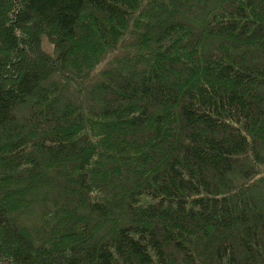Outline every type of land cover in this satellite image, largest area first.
<instances>
[{
    "label": "trees",
    "instance_id": "16d2710c",
    "mask_svg": "<svg viewBox=\"0 0 264 264\" xmlns=\"http://www.w3.org/2000/svg\"><path fill=\"white\" fill-rule=\"evenodd\" d=\"M0 264H264V0H0Z\"/></svg>",
    "mask_w": 264,
    "mask_h": 264
},
{
    "label": "rangeland",
    "instance_id": "374dc122",
    "mask_svg": "<svg viewBox=\"0 0 264 264\" xmlns=\"http://www.w3.org/2000/svg\"><path fill=\"white\" fill-rule=\"evenodd\" d=\"M41 46L43 50L46 51L47 53L51 55L55 54L53 45L49 42L48 38L45 35H43L41 38Z\"/></svg>",
    "mask_w": 264,
    "mask_h": 264
}]
</instances>
